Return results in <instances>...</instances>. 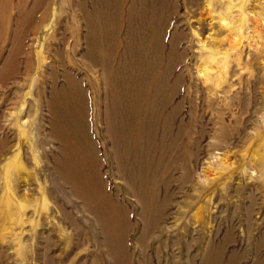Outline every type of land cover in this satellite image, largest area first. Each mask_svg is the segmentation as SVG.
<instances>
[{
	"label": "rangeland",
	"instance_id": "374dc122",
	"mask_svg": "<svg viewBox=\"0 0 264 264\" xmlns=\"http://www.w3.org/2000/svg\"><path fill=\"white\" fill-rule=\"evenodd\" d=\"M223 1L212 7L207 48L200 44L207 30L203 35L196 30L202 0L191 9L179 2L164 31L162 45L174 46L181 57L175 74L182 75L183 84L176 100L180 109L168 126L169 140L178 135L177 162L172 164L169 146L162 226L149 236L145 210L121 192L110 203L95 190L98 180L115 197L119 183L100 83L107 51L98 50L91 69L77 57L86 50L87 33L78 6L90 17L91 0H42L36 15L45 13L47 19L33 28L22 20L33 14L34 0H0V172L16 154L19 168L9 167L17 218L10 223L0 213V264H188L193 254L194 264L213 259L222 264L229 254L243 255L239 264H264V0ZM241 5L245 19L239 16ZM61 18L68 30L58 25ZM92 34L97 41L101 33ZM124 35L121 30L113 40ZM63 36L69 47L64 57L70 55L73 74L83 79L81 98L61 92L60 59L54 53L63 49ZM226 39L236 47L218 46ZM49 66L58 72L54 85ZM80 136L90 142L93 157ZM67 138L73 155L62 181L52 159L65 156ZM2 187L0 174V199ZM84 199L93 211L84 210ZM93 213L100 215L99 224ZM191 239L196 245L187 254Z\"/></svg>",
	"mask_w": 264,
	"mask_h": 264
},
{
	"label": "bare ground",
	"instance_id": "6f19581e",
	"mask_svg": "<svg viewBox=\"0 0 264 264\" xmlns=\"http://www.w3.org/2000/svg\"><path fill=\"white\" fill-rule=\"evenodd\" d=\"M41 1L42 0H34L32 4L33 14L28 15V17L26 16L22 20L24 23L26 22L25 24L28 25V27H32L34 24L40 27L47 19V15L45 13H40V11L38 12L42 15L38 17L36 15ZM197 1L200 2V0H91L93 7L92 16L90 17L86 16L83 7L78 6L80 13H82L83 20L85 21L84 26L87 33L84 40L86 43V50L83 54L76 52V50L74 53H78L77 57L80 62L91 69L95 64L98 50L105 47L107 51V55L103 57L100 83H102L101 89L103 92L104 111L108 116L105 120H109L108 129L110 131L106 132L107 139L110 142V149L108 150L111 151L110 155H112V161L115 167L114 174L116 175V181L119 185L115 197L107 195L105 188L101 186L98 180L95 190L102 196V200L110 203H112L115 198H118L117 195L121 192L126 195L128 199H131V201L133 200L141 211L145 210L148 219L145 232H147L149 236L155 229H160L162 226L161 221L163 220L166 207L167 174L165 165L169 158V146H171L170 154L172 164L174 165L177 162V155L175 152L178 135H175L172 140H169L168 126L171 125L173 118L180 109V103L176 100L181 94V85L183 84L182 75L175 74V66L177 65L178 59L181 57L174 46H171L168 50L164 48L162 45L164 40L163 35L170 18L179 11V9H177L178 3L183 2L191 9L197 5ZM202 1L203 6L200 8L201 12H198L199 17L197 18L196 30L199 32V35L205 33L203 30H207V37L205 36L204 39L200 40L201 48L205 49V47L209 45V39L212 38L211 32L213 23L211 21L213 19H211L210 16L212 7L216 5L222 7L224 1ZM238 9L240 11L239 16H245L243 15V6H239ZM203 15H207L208 18L201 19ZM243 18L245 19V17ZM110 19L113 20L110 21ZM63 21L64 20L61 18L58 25H61ZM0 25H2L1 20ZM61 26L68 30L66 28V23H63ZM95 29L101 33L97 41L94 40L95 37L92 38V33ZM121 30L125 32L123 40H113V37ZM1 31L3 32V30ZM51 39H54V37H51ZM60 40L63 43L60 47H63V49L57 50L59 52H55L54 54L55 59H60V62L57 63V68H61L58 74L63 81L62 89L64 90H61V92L72 98L74 96H78L79 98L84 97L83 90L81 89L83 79H79L73 74V62L71 63L69 60L70 55L68 56L66 53L67 56L64 57L65 52H67L69 48L66 47V36L61 37ZM217 44L218 46L228 45L231 49L236 47L228 39L220 40ZM40 55V51H38L36 54L37 69L40 68ZM63 57L66 58V60L63 61ZM201 58H199V60H201ZM110 62H115V66H113V69L109 72L107 67ZM53 68L54 67L50 70L52 72L51 80L54 85L56 81L55 75L58 72L56 73ZM1 76L2 71H0V78ZM261 79L264 81L263 76ZM54 94L55 92H53L52 96ZM40 95H42V88H40ZM49 110L51 114L54 113L53 101L49 105ZM163 114L164 117L162 118L163 121L161 122V126L159 124ZM54 126H52L53 137L56 136L54 134L56 132ZM79 140V142L83 143V146L87 148L88 158L93 157L90 142L84 136H80ZM71 141V138L64 140V153H66L64 157H53L54 159H52L56 163V173L62 181L65 179L62 177L64 164L73 155L70 148ZM2 149H4V145L0 142V152ZM88 161L90 160L88 159ZM16 162L17 154L12 159L9 167L11 165L14 166V164L16 166ZM90 163L91 167L94 169L95 165L93 166V160ZM9 167L6 168L4 172H0L3 179L0 213H4V215L9 218L6 220L12 223L13 218H17V211L13 206L15 201L11 198L13 194ZM14 169L17 171L19 170L18 167ZM66 181L68 182V178ZM67 184H70L74 188L71 181ZM72 187L71 193L75 196V191L72 190ZM22 206L23 205H20V207ZM83 207L87 212L93 211L91 210V204L85 199L83 201ZM99 216L100 215H95L93 213V218L97 224H99ZM20 221L22 220L20 219ZM4 230L5 228L3 231ZM195 245L194 239L189 240V243L185 246L187 254L192 252ZM193 258H195V254L191 256L190 261L188 260L189 262L187 263L194 264Z\"/></svg>",
	"mask_w": 264,
	"mask_h": 264
},
{
	"label": "crops",
	"instance_id": "0c3cea01",
	"mask_svg": "<svg viewBox=\"0 0 264 264\" xmlns=\"http://www.w3.org/2000/svg\"><path fill=\"white\" fill-rule=\"evenodd\" d=\"M244 259H245V257L243 255L229 254V255L223 257L222 264H239ZM208 262H209V259H207V263ZM203 264H204V262H203ZM212 264H215L214 259H213V263Z\"/></svg>",
	"mask_w": 264,
	"mask_h": 264
}]
</instances>
